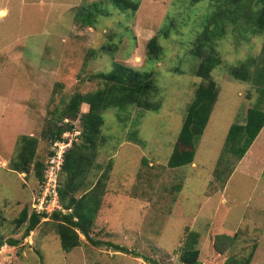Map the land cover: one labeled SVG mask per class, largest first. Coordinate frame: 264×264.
<instances>
[{"label": "rangeland", "instance_id": "1", "mask_svg": "<svg viewBox=\"0 0 264 264\" xmlns=\"http://www.w3.org/2000/svg\"><path fill=\"white\" fill-rule=\"evenodd\" d=\"M129 1L140 3L136 11L117 9L110 0H0V237L23 238L25 225L18 227L17 220L24 208L49 215L59 208L67 212L59 194L57 203L43 181L51 158L61 152L58 185L65 180L64 146L77 149L85 141L80 118L60 120L73 95L103 89L99 74L120 63L153 73L160 104L158 112L131 106L121 118L115 108L103 112L86 187L102 190L91 232L101 244L82 236L81 244L66 252L61 234L45 218L20 246L1 249L0 264H150L133 252L161 264H183L187 228L200 235L201 264H225L231 256L252 253L251 264H264V128L241 162L225 147L230 127L243 124L259 102L264 108L257 85L235 80L229 72L251 57L257 59L252 73L264 66V34L227 26L217 43L223 64L211 74L218 98L210 120L195 144L193 162L173 168L168 162L188 105L206 81L196 75L200 60L192 54L193 42L203 31L204 18L220 3ZM90 11L93 24L87 22ZM154 37L162 47L158 60L148 56ZM80 110L88 112L89 105ZM68 124L73 129L53 140L56 127ZM22 135L38 138L36 160L27 172L13 170ZM221 234L237 236L224 253L214 246ZM102 242L126 246L132 253Z\"/></svg>", "mask_w": 264, "mask_h": 264}, {"label": "trees", "instance_id": "2", "mask_svg": "<svg viewBox=\"0 0 264 264\" xmlns=\"http://www.w3.org/2000/svg\"><path fill=\"white\" fill-rule=\"evenodd\" d=\"M115 8L137 10L140 3L131 4L129 0H110ZM193 4L203 0H191ZM219 4V10L207 15L203 20V31L197 33L193 42L192 54L200 60L196 75L203 77L206 81L196 89L193 100L188 105L185 121L178 137L177 145L174 147L168 164L173 168L191 164L195 156V144L199 141L209 120L213 107L218 98V85L211 74L216 68L223 64L217 51V43L227 33V26L232 24L234 28L240 29L244 34H264V0H211ZM94 5V4H93ZM95 6L99 7L98 4ZM100 10L97 8L94 12ZM90 19L88 23L93 24L95 19L92 11L87 13ZM162 47L158 37H154L148 43V56L154 60L159 59ZM264 53V48H263ZM256 58L242 61L238 66L229 68L231 76L238 81H252L258 89L264 93V66H257ZM258 63V61H257ZM256 69V70H255ZM254 75V76H253ZM105 86L86 94H75L71 97L66 110L60 115V120L65 121L67 116L73 119L80 118L85 125L86 134L84 143L77 149L71 148L65 151V163L62 172L66 179L61 180L57 187L61 204L66 213L55 211L51 215L45 210L43 212L30 213L24 208L17 226L25 225L23 238H27L35 231L43 219L49 218L61 234V246L64 251L71 252L82 242L81 237H86L95 245L101 244L91 236L93 226L101 208L102 190L95 186L86 190L89 182L88 175L94 170L92 161L98 154L97 138L101 136L104 125L103 112L110 108L117 110V116L121 113H129V107L155 111L160 110V104L156 100L158 84L152 72L137 71L131 67L115 63V69L110 73H100ZM89 105V111L81 113V105ZM55 125H58L57 123ZM59 126L56 127V129ZM73 124L66 128L60 127L52 132V138H60L65 131L72 130ZM264 128V108L261 102L250 108L243 124L234 123L226 138V153L235 155L240 161L252 146ZM18 155L13 162V170L27 172L36 160L38 138L35 136L22 135L18 139ZM78 149L82 152L79 153ZM85 151V153H84ZM35 168L41 169V163L36 162ZM46 179L43 181V186ZM100 183H98L99 185ZM99 187V186H98ZM22 238V239H23ZM237 236L227 234L217 235L214 246L219 253L226 252L236 244ZM21 238L0 237V251L5 245L18 247L22 243ZM200 235L197 231L187 228V236L182 249L181 262L183 264H201L200 250L198 244ZM105 245L124 254H131L128 247L110 242H102ZM137 257H142L150 264H161L158 260L139 252H133ZM253 253L248 257L240 258L231 256L225 264H251Z\"/></svg>", "mask_w": 264, "mask_h": 264}, {"label": "built area", "instance_id": "3", "mask_svg": "<svg viewBox=\"0 0 264 264\" xmlns=\"http://www.w3.org/2000/svg\"><path fill=\"white\" fill-rule=\"evenodd\" d=\"M66 146H64L65 148ZM63 148V150H64ZM63 161V154L57 153L50 161V166L46 176V183L45 189L46 192H52L53 196L55 197V202L58 203V194H57V187H58V173L60 171V167ZM56 208V203H54ZM43 209V208H42Z\"/></svg>", "mask_w": 264, "mask_h": 264}, {"label": "clouds", "instance_id": "4", "mask_svg": "<svg viewBox=\"0 0 264 264\" xmlns=\"http://www.w3.org/2000/svg\"><path fill=\"white\" fill-rule=\"evenodd\" d=\"M252 145H253V144H252ZM68 147H69V146H66V147L64 148V151H63L64 153H65V151L68 149ZM250 148H251V147H250ZM250 148L248 149V151L250 150ZM248 151L246 152V154L248 153ZM246 154H245V155H246ZM245 155L243 156V158L245 157ZM54 156H55V155H54ZM54 156H53V157H54ZM234 156H235V155H234ZM53 157H52V158H53ZM52 158H51V159H52ZM63 158H64V156H63ZM243 158H242V159H243ZM236 159H237V158H236ZM242 159H241V160H242ZM241 160H240V161L237 160V162H241ZM50 161H51V160H50ZM62 163H63V161H62ZM49 166H50V165H49ZM61 166H62V164H61ZM45 183H46V181H45ZM45 183H44V187H45ZM57 194H58V192H57ZM58 202H59V200H58ZM43 211H45V210H43ZM43 211H42V212H43ZM46 211H47V210H46ZM59 211H62V210L59 208Z\"/></svg>", "mask_w": 264, "mask_h": 264}, {"label": "crops", "instance_id": "5", "mask_svg": "<svg viewBox=\"0 0 264 264\" xmlns=\"http://www.w3.org/2000/svg\"><path fill=\"white\" fill-rule=\"evenodd\" d=\"M247 156H248V154H247ZM244 158H246V155H245V157Z\"/></svg>", "mask_w": 264, "mask_h": 264}]
</instances>
